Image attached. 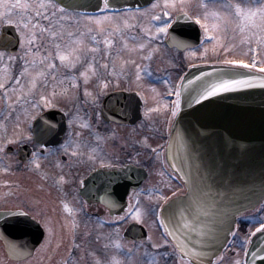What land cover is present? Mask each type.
I'll list each match as a JSON object with an SVG mask.
<instances>
[{
    "label": "snow or ice",
    "instance_id": "6c2138e0",
    "mask_svg": "<svg viewBox=\"0 0 264 264\" xmlns=\"http://www.w3.org/2000/svg\"><path fill=\"white\" fill-rule=\"evenodd\" d=\"M119 2L117 7V0H0V28L7 25L13 31L11 37L0 33V163L9 145L30 143L34 150L25 168L38 173L42 158H54L53 167L58 169L54 183L60 189L77 183L73 168L91 165L92 183L85 194L105 205L109 213L114 209L121 213L107 220L97 213L99 228L106 225L110 231H96L95 246L84 245L73 219L68 255L60 264H264V194L244 205L231 199L230 194L234 197L238 191L234 175L221 163L204 158L206 126L196 123L191 129L182 128L178 119L182 104L195 111L194 105L219 94L264 88V0H145L146 6ZM210 53L218 67L192 74L191 79L181 74L185 61L193 68L191 60L207 63ZM258 65L261 75L252 74ZM125 82L144 102L141 128L148 121L147 128L159 132L153 117L166 116L165 144L154 147V137L147 131L129 141L103 126V110L97 114L96 106L110 89ZM158 85L175 99L160 103ZM60 105L68 108L70 129L63 142L58 138L64 124L54 122V116L49 118L51 114L44 111ZM112 107L110 103L109 111ZM117 139L123 140L120 148L128 161L136 164H140L141 150L149 153V163L160 161L163 152L156 170L160 186L134 188L126 203L117 189L125 185L127 192L129 164L104 162V146ZM221 139L226 149L235 146L233 135ZM178 143L183 153L175 155ZM50 144L55 147H47ZM3 171H9L8 166ZM48 178L47 174L42 177ZM173 181L182 183L185 191L177 188L169 196ZM260 183L264 189V176ZM85 185V179L78 181L79 188ZM60 203L69 214L84 212L83 205L76 209ZM255 204L260 205L258 216L241 219V208ZM33 211L26 202L0 211V237L9 241L17 260H27L32 251L26 240L11 237H26L39 226L34 225ZM244 220L254 221V226L242 231ZM129 221L140 226L132 240L121 235L120 226ZM42 224L47 237L41 247L48 248L52 221L42 218ZM84 235L91 238L90 233ZM62 242L60 238L56 247Z\"/></svg>",
    "mask_w": 264,
    "mask_h": 264
},
{
    "label": "flooded vegetation",
    "instance_id": "af4514ba",
    "mask_svg": "<svg viewBox=\"0 0 264 264\" xmlns=\"http://www.w3.org/2000/svg\"><path fill=\"white\" fill-rule=\"evenodd\" d=\"M6 26L7 25H4L2 28H0V33H4L8 37H11L13 35L12 28L7 26L8 28L4 30V27ZM167 51L168 50H166V52ZM170 54L172 56H176L177 52L175 49H171ZM179 55L182 56L183 53L181 52ZM191 63L195 67L209 63L215 64V60L204 63L199 59H193L191 60ZM181 67L183 68V72L181 74H185L186 71L190 69L187 67V61H185ZM152 68L153 70L156 68V63H153ZM117 71H119L118 68ZM173 76H175V73H173ZM157 87L161 91L162 98L160 100H162L163 103H170L171 100L175 99V97H169L166 93H164L163 89L159 85ZM115 94H120L121 97H113L111 99V96ZM146 95L149 97L151 96L150 93H146ZM110 103L113 106L111 111H109L108 108ZM61 108H63V112H61ZM96 108L97 114H99L100 110H103V115L100 117L103 126L109 129H114L120 138L131 141L132 139L138 138L142 133L147 131L150 132V134L154 137V147L155 143L163 145L167 142V119L163 113H158L153 117V120L155 121L154 128H158L160 130L159 132L148 129V121H145L146 126L144 128L140 127L141 120L145 119L143 117L144 102L136 95L135 91L129 89L128 82L123 83L120 88L110 89L107 97L100 98V103L96 106ZM117 108L124 109V111L117 112ZM44 111L51 114L49 118L54 116V122H62L63 124L65 123L64 132L60 133L58 138L59 142H63L66 134L70 131V129L67 127V117L65 115V113L68 111V108L60 105L53 109H45ZM89 112H91L90 108ZM57 113H59V115ZM8 128L9 132L13 130L11 123H9ZM101 131H103V128ZM161 133L163 134V139H161ZM122 142V139H117L115 143L109 141V143L104 146V151L107 156L104 162H111L113 164H129V166L133 167L131 173L128 172L129 176L131 177V181L126 183L127 192H125V187H119L117 189L119 193L124 195V202L126 203L128 200V194H130L134 188L150 189L153 186H160V177L156 179L155 182H152V180L154 172H156V170L161 166V159L160 161L151 160L149 163V153L141 150V155L137 157V159L140 160V164L130 162L127 159L125 151L121 150L120 148ZM47 147L54 148L55 144L47 145ZM33 150L32 144L27 142H17L8 146L7 157L3 159L2 163H0V211H3L6 208L15 209L17 207H22L25 202L34 208V211L32 212V215L36 217L34 225L39 226H34L32 231L28 233L26 237L20 236L17 240L20 242L26 240L28 245L37 246L34 255L28 259H31L37 255V251L42 248L41 245L45 242L47 237V234L44 233L42 218L51 219L53 234L50 237V248H44L49 249V253L46 256L38 255V264H43L45 262H47V264H60L61 258L68 255L66 250L70 247L68 228L71 227L70 222L73 219H75L76 223L79 225V228L76 231L81 237V240L84 241V245L87 246L88 244H92L95 246L94 236L96 231L99 230L105 233L110 231L106 225L102 229L99 228L100 220L97 213H99V217H103L105 220L109 219L110 216H116L121 213L118 209H114L111 211V213H109L105 205L98 202L97 200L91 199L89 195L85 194L87 190V184L92 183L88 176L89 172L92 171L91 165L73 168L71 170V174L73 177H75L77 183H68L63 187V189H60L54 183V177L58 172V169L53 167L54 158H49L48 160H43L42 158L43 166L38 173L28 171L25 168V164L31 157ZM126 151H132V148H128ZM133 155H135V153H133ZM97 163H99V161ZM4 166H8L9 171L4 172ZM65 171L68 170L66 169ZM136 172L146 173L145 178H143V180L138 185H136V181L138 179ZM44 174L48 175L49 178L47 180L42 179ZM92 175L95 176L96 173L92 172ZM82 178L86 180V185L84 188H79L78 181ZM5 181L8 182V186H5ZM173 184L175 186L171 191L167 192L169 196H171L172 192H175L177 188H179L180 192H184V186L182 183L177 184L175 181H173ZM36 201H39V203H36ZM61 201L68 203L70 207H74L76 209H79L80 206L83 205L84 212L77 211L73 214H69L63 210L62 204L60 203ZM24 210L28 209L25 208ZM85 213H88L89 215H85ZM66 221L69 223L67 227H64ZM131 222L133 221H129L120 226L121 235L124 234L125 229ZM86 232L91 234V238L84 235ZM60 238H63V242L60 244V247L57 248L56 245ZM81 240H77V243H80ZM5 244L6 241H4V246ZM0 246L2 249H4L1 240ZM4 256L5 260H9L5 249ZM17 262L20 263L21 261Z\"/></svg>",
    "mask_w": 264,
    "mask_h": 264
},
{
    "label": "water",
    "instance_id": "95a60500",
    "mask_svg": "<svg viewBox=\"0 0 264 264\" xmlns=\"http://www.w3.org/2000/svg\"><path fill=\"white\" fill-rule=\"evenodd\" d=\"M128 3L145 6V0H128ZM116 6H120L119 0ZM218 66L193 68L188 72V78L191 79L192 74L198 75L200 71L208 72ZM252 74L261 75L255 71H252ZM113 97L121 96L115 94L111 99ZM193 108L195 111L182 104V115L178 118L180 127L191 129L196 123L205 125L209 133L207 139L203 141L205 160L221 163L230 176L234 175L238 182V191L234 197L230 194V198L238 205H244L248 200L255 201L264 194L260 183L264 176V88L256 86L242 90L239 94H219L201 102L200 105H194ZM229 134L235 137L236 143L234 147L226 149L221 137ZM182 153L183 148L178 143L173 148V154ZM256 205L258 204L254 207ZM254 207L241 208V213ZM134 227L138 235L140 226L135 223L127 229V237ZM1 238L4 241V237ZM28 246L33 251L36 245ZM6 249L9 256L14 258L15 251H10L9 243Z\"/></svg>",
    "mask_w": 264,
    "mask_h": 264
},
{
    "label": "rangeland",
    "instance_id": "374dc122",
    "mask_svg": "<svg viewBox=\"0 0 264 264\" xmlns=\"http://www.w3.org/2000/svg\"><path fill=\"white\" fill-rule=\"evenodd\" d=\"M165 51L168 50L167 48L164 49ZM169 51V50H168ZM210 56L211 58L209 59V61H213V60H216V57L213 56L211 53H210ZM160 103L163 104V101L162 100H159ZM165 102V101H164ZM150 104H152V100L150 99L149 101ZM159 169V168H158ZM157 169V170H158ZM156 172H154V176H153V180L152 182H155L156 179H158L159 177L155 175ZM260 209V208H259ZM253 225H254V221H253ZM252 225V226H253ZM50 248V247H48ZM49 253V249H44V248H40L38 251H37V255L32 257L31 259H28V260H25V261H21L20 263L18 262H11L9 260H5V256H4V251L3 249L1 248L0 246V264H38V255H42V256H46L48 255ZM230 255V254H229ZM43 264H47V262L43 263Z\"/></svg>",
    "mask_w": 264,
    "mask_h": 264
}]
</instances>
